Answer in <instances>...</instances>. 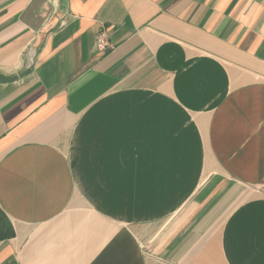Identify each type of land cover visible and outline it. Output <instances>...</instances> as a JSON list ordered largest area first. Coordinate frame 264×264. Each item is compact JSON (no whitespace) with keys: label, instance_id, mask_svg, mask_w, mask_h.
<instances>
[{"label":"crops","instance_id":"0c3cea01","mask_svg":"<svg viewBox=\"0 0 264 264\" xmlns=\"http://www.w3.org/2000/svg\"><path fill=\"white\" fill-rule=\"evenodd\" d=\"M0 264H264V0H0Z\"/></svg>","mask_w":264,"mask_h":264},{"label":"built area","instance_id":"2783aa9c","mask_svg":"<svg viewBox=\"0 0 264 264\" xmlns=\"http://www.w3.org/2000/svg\"><path fill=\"white\" fill-rule=\"evenodd\" d=\"M96 49L101 52V53H105L108 50H110V45H109V41H108V36L106 34V32L104 30H102L97 38H96Z\"/></svg>","mask_w":264,"mask_h":264}]
</instances>
